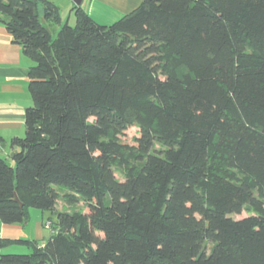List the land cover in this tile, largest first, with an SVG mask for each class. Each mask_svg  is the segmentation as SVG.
<instances>
[{"label": "trees", "instance_id": "16d2710c", "mask_svg": "<svg viewBox=\"0 0 264 264\" xmlns=\"http://www.w3.org/2000/svg\"><path fill=\"white\" fill-rule=\"evenodd\" d=\"M73 12L0 0L34 62L0 219L54 217L44 246L0 239V264H264V0H144L109 26ZM16 245L31 253H1Z\"/></svg>", "mask_w": 264, "mask_h": 264}, {"label": "crops", "instance_id": "0c3cea01", "mask_svg": "<svg viewBox=\"0 0 264 264\" xmlns=\"http://www.w3.org/2000/svg\"><path fill=\"white\" fill-rule=\"evenodd\" d=\"M144 0H83L82 8L99 24L111 25L132 12ZM69 23V22H68ZM34 62L0 22V157L14 166L11 141L25 136V112L33 104L29 92L28 70ZM52 214V213H51ZM46 212L32 213L24 223L7 225L0 219V239L30 240L44 246L51 238ZM31 226V229H30ZM29 250V249H28ZM7 254V250L1 251Z\"/></svg>", "mask_w": 264, "mask_h": 264}, {"label": "rangeland", "instance_id": "374dc122", "mask_svg": "<svg viewBox=\"0 0 264 264\" xmlns=\"http://www.w3.org/2000/svg\"><path fill=\"white\" fill-rule=\"evenodd\" d=\"M50 2L55 3L59 8H60V14H61V18H62V24L64 25L65 23L69 22V25L74 27L76 26V17L75 14L73 12V8L75 6L74 0H48ZM99 24V23H98ZM102 25V24H100ZM104 26H109V25H105ZM60 30V27L56 26L53 28L54 31V38L57 35V32ZM94 119H91V121H93ZM140 136V132H139V128L136 126L130 127L128 130L125 131V133L120 137L122 143L124 144H132L134 139ZM67 208V205H65V203L60 202L59 203V210L63 211ZM79 208L85 210V205L84 204H80ZM32 213H40V210H31ZM47 215L52 216V214L50 212H46ZM249 216L248 212L246 210L243 211V213L241 215H234L233 218L234 219H241V218H245ZM31 229V226H30ZM210 249V247H209ZM7 250V254H20V255H25V254H29L31 253L30 250H28V248L24 247V246H11L9 248L6 249Z\"/></svg>", "mask_w": 264, "mask_h": 264}, {"label": "water", "instance_id": "95a60500", "mask_svg": "<svg viewBox=\"0 0 264 264\" xmlns=\"http://www.w3.org/2000/svg\"><path fill=\"white\" fill-rule=\"evenodd\" d=\"M74 3H75L76 6H81L82 3H83V0H74ZM16 153H17V152L14 151V152L11 154V157H14V156L16 155ZM15 200H16V202H18V203L20 204V201H19V199H18L17 196H16ZM20 205H21V207H23L22 204H20Z\"/></svg>", "mask_w": 264, "mask_h": 264}, {"label": "built area", "instance_id": "2783aa9c", "mask_svg": "<svg viewBox=\"0 0 264 264\" xmlns=\"http://www.w3.org/2000/svg\"><path fill=\"white\" fill-rule=\"evenodd\" d=\"M47 226L50 227V223H48Z\"/></svg>", "mask_w": 264, "mask_h": 264}]
</instances>
